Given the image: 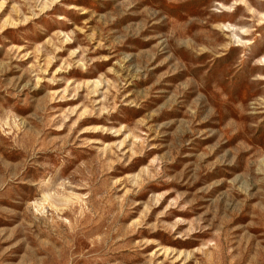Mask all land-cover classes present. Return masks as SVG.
I'll use <instances>...</instances> for the list:
<instances>
[{
  "label": "rangeland",
  "instance_id": "obj_1",
  "mask_svg": "<svg viewBox=\"0 0 264 264\" xmlns=\"http://www.w3.org/2000/svg\"><path fill=\"white\" fill-rule=\"evenodd\" d=\"M0 264H264V0H0Z\"/></svg>",
  "mask_w": 264,
  "mask_h": 264
}]
</instances>
